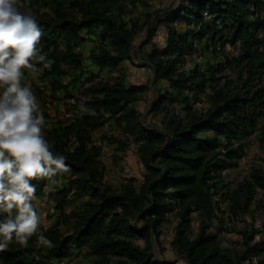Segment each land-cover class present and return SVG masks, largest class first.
Here are the masks:
<instances>
[{"label":"trees","instance_id":"1","mask_svg":"<svg viewBox=\"0 0 264 264\" xmlns=\"http://www.w3.org/2000/svg\"><path fill=\"white\" fill-rule=\"evenodd\" d=\"M17 7L35 15L43 29L38 47L54 61L29 86L50 150L67 157L71 172L56 177L54 192H45L46 180L33 181L37 196L53 203L42 230L55 247H37L35 237L27 248L13 240L0 264H68L74 256L86 264H175L156 249L172 217V250L186 264H264V231L255 238L256 222L264 221V167L251 164L234 184L225 176L251 134L264 152V0H178L157 8L147 0H18ZM160 26L163 46L152 41ZM143 31L138 57L153 77L127 85L121 63L133 59ZM195 53L204 60L190 61ZM150 88L160 126L146 125L136 105ZM50 97L72 114L52 118ZM107 123L118 133L101 130ZM132 142L142 181L113 185L104 146L125 152ZM225 232L237 240L223 242Z\"/></svg>","mask_w":264,"mask_h":264},{"label":"clouds","instance_id":"2","mask_svg":"<svg viewBox=\"0 0 264 264\" xmlns=\"http://www.w3.org/2000/svg\"><path fill=\"white\" fill-rule=\"evenodd\" d=\"M17 3L0 0V253L9 250L13 240L27 248L33 237L37 247H55L42 230L45 221L33 181L46 180L45 192H54L60 183L56 177L71 172L67 157L50 150L41 104L22 83V69L43 71L54 61L38 47L43 29L35 15L21 12ZM37 64L43 68L36 69ZM80 108L95 114L83 104Z\"/></svg>","mask_w":264,"mask_h":264},{"label":"rangeland","instance_id":"3","mask_svg":"<svg viewBox=\"0 0 264 264\" xmlns=\"http://www.w3.org/2000/svg\"><path fill=\"white\" fill-rule=\"evenodd\" d=\"M150 5L154 8L162 7V6H170L176 5L178 0H147ZM146 31L141 32L135 39L134 51H133V59L126 60L121 63V67L126 68V84H135V83H151V79L153 77L152 68L147 65H141L142 60L138 57L137 47L144 43L146 40ZM165 36H166V28L164 26H160L153 36V43L158 44L159 46H163L165 44ZM145 49L150 48V44H146L144 46ZM227 48H230L227 46ZM84 51L86 50V46L83 45L82 48ZM202 61L204 60L203 57H200L197 53L189 56V60L191 61ZM206 58V57H205ZM36 69L39 67L36 65ZM24 72V70L22 69ZM28 75L26 76V80L22 81V83H27L29 86V79L30 77H35L38 75L39 71L36 70H29ZM113 75L116 74L115 71L112 73ZM103 75L100 74L95 76L94 78H99ZM154 90L150 88L144 96L136 103L137 107L142 113L143 122L146 125H156L160 126V118L161 113L158 112H151L150 106L152 101L154 100ZM46 107L48 110L49 115L52 118H63L71 115L72 113L67 111L63 105L59 103L58 100L54 98H46ZM204 101H197L195 106L204 105ZM264 119V115H263ZM107 129L110 134H117L118 130L113 126L109 128V124H105L103 129ZM101 130H97L94 132V138L97 140V137L100 135ZM97 142H99L97 140ZM136 143H131L130 147L125 150V152L116 151L113 149L112 146L105 145L104 150L101 155V160L105 166L106 170V180H108L113 185H118L124 178H131L133 179L135 184H138L142 181V173H143V166L138 160L136 154ZM245 154L242 158L239 159L238 166L230 170L225 176L227 180H229L232 184L236 181L242 179L246 176L248 168L251 164H256L259 166L264 167V152L261 150L258 142L256 140L255 134H251L248 139H245V146H244ZM221 205L225 207V202H222ZM37 208L39 213L44 217V226L46 227L51 224L52 218L50 214L55 212L53 203L49 200H40L37 204ZM257 216H262L261 214H257ZM250 220V217H246ZM171 222L165 224L162 227L161 235L159 236L156 249L158 254L166 257L167 259L175 262V264H186V262L176 255L172 250V239L174 236V228L176 225L175 218H171ZM233 222L240 224L239 221L233 219ZM197 224L196 221L193 222V227L196 228ZM216 230V225L214 227ZM220 238L225 243H232L237 240L238 235L236 233H221ZM87 260L81 258L80 256H74L72 259L69 260L68 264H86Z\"/></svg>","mask_w":264,"mask_h":264},{"label":"built area","instance_id":"4","mask_svg":"<svg viewBox=\"0 0 264 264\" xmlns=\"http://www.w3.org/2000/svg\"><path fill=\"white\" fill-rule=\"evenodd\" d=\"M40 200H46V196L44 195V196L40 197L39 201ZM256 228H257V232L255 234V238L258 239L260 237L261 233L264 231V221L256 222Z\"/></svg>","mask_w":264,"mask_h":264}]
</instances>
